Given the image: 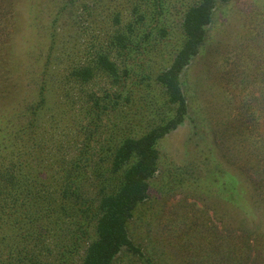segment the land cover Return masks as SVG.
Listing matches in <instances>:
<instances>
[{
    "label": "rangeland",
    "instance_id": "1",
    "mask_svg": "<svg viewBox=\"0 0 264 264\" xmlns=\"http://www.w3.org/2000/svg\"><path fill=\"white\" fill-rule=\"evenodd\" d=\"M14 2L0 10V39L14 83L5 87L8 100L0 102V114L8 105L11 126L18 129L15 122L23 119L33 123L36 140L57 161L76 160L88 143L94 162L106 164L114 123L116 139L140 137L169 113L157 76L178 53L184 13L198 0H166L175 10L164 39L150 17L155 0ZM208 29L182 78L188 117L159 141V170L149 198L129 225L142 253L124 250L114 264H264V201L253 182L256 171L245 166L256 144L264 142V0L219 3ZM118 35L127 38V49L114 46ZM99 49L116 62L121 82L115 85L101 71L86 84L71 80L70 72L91 65ZM43 85L45 102L33 115ZM105 92L122 96L117 104L102 102L117 110L92 124V133L88 107ZM246 100L262 112L252 125L244 116ZM27 140L24 135L18 144L25 154ZM47 172L60 175L57 168ZM84 252L83 246L77 263Z\"/></svg>",
    "mask_w": 264,
    "mask_h": 264
},
{
    "label": "trees",
    "instance_id": "2",
    "mask_svg": "<svg viewBox=\"0 0 264 264\" xmlns=\"http://www.w3.org/2000/svg\"><path fill=\"white\" fill-rule=\"evenodd\" d=\"M14 1L0 0V10L13 7ZM155 1L150 17L159 23V37L164 39L169 34L168 20L175 9L166 0ZM230 1L198 0L187 8L181 23L182 45L171 65L157 76L167 96L169 113L140 137L116 139L114 130L119 124L114 126V123L108 135H111L110 153L106 164H102L105 160L94 162L88 143L76 160L68 164L57 161L51 151L36 140L33 123L17 120L16 129L8 117L9 106L3 107L4 113L0 114V264H114L124 250L141 255V249L131 238L130 222L138 207L149 198L150 182L159 170V141L176 131L188 117L183 74L207 41L217 5ZM138 18L142 22L147 19L142 15ZM0 46V102L5 104L8 100L5 87L14 83L10 79L7 47L1 44V39ZM114 46L127 49V38L116 36ZM98 71L108 75L115 85L121 82L118 65L100 49L96 50L91 65L75 67L69 77L76 83L86 84ZM40 94L44 95V85ZM121 96L105 92L92 97V106L88 107L91 115L86 118L92 133V124L101 120L102 115L117 110L105 107L102 102L106 99L117 104ZM125 101H131V97L127 95ZM44 102L42 97L33 115L41 110ZM258 109L261 111L247 100L244 103V116L250 125L262 116ZM24 135L28 137L24 143L27 154L18 145ZM254 148L258 151L253 150L254 159L245 166L256 171L257 178L253 182L259 185L256 191L264 201V142ZM51 168H57L60 175L50 176L47 171ZM90 170L93 175L88 178ZM230 177L236 182L234 176ZM83 246L84 255L77 263L75 258L81 254Z\"/></svg>",
    "mask_w": 264,
    "mask_h": 264
}]
</instances>
